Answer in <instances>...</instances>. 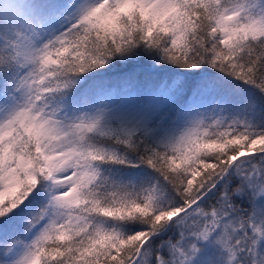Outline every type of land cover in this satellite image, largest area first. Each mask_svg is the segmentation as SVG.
Returning <instances> with one entry per match:
<instances>
[{
  "label": "snow or ice",
  "instance_id": "snow-or-ice-1",
  "mask_svg": "<svg viewBox=\"0 0 264 264\" xmlns=\"http://www.w3.org/2000/svg\"><path fill=\"white\" fill-rule=\"evenodd\" d=\"M0 264H264V0H0Z\"/></svg>",
  "mask_w": 264,
  "mask_h": 264
}]
</instances>
